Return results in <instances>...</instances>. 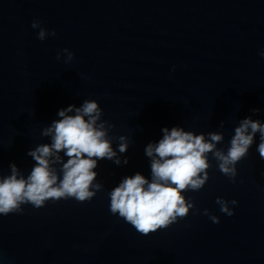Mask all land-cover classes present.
I'll return each instance as SVG.
<instances>
[{
	"label": "water",
	"instance_id": "obj_1",
	"mask_svg": "<svg viewBox=\"0 0 264 264\" xmlns=\"http://www.w3.org/2000/svg\"><path fill=\"white\" fill-rule=\"evenodd\" d=\"M35 20L56 35L39 40ZM262 51L264 0H0V174L15 163L27 177L35 166L28 152L52 143L42 131L85 100L114 125L108 138L122 161L98 162L103 188L90 201L0 215V264H264L259 133L235 183L209 154L206 184L184 193L195 207L168 228L139 233L112 215L108 195L136 173L151 180L145 148L164 128L223 133L217 147L227 151L240 120L264 124ZM120 136L129 141L123 154ZM217 197L238 202L232 216Z\"/></svg>",
	"mask_w": 264,
	"mask_h": 264
},
{
	"label": "clouds",
	"instance_id": "obj_2",
	"mask_svg": "<svg viewBox=\"0 0 264 264\" xmlns=\"http://www.w3.org/2000/svg\"><path fill=\"white\" fill-rule=\"evenodd\" d=\"M41 23L35 20L31 25L33 29H39V40L56 35L55 30L49 32L41 27ZM63 53L66 54V62H71L74 53L68 49H63ZM60 55L57 54V59ZM260 55L264 56V51ZM74 109L75 114L68 115ZM252 111L255 113L259 109ZM57 114L62 119L53 121L41 133L51 136L52 143L42 144L28 152L35 161L30 174L25 177L15 163L9 165L10 175L0 174V215L22 214V205L31 204L38 209L49 200L90 201L103 188L96 182L98 162L107 159L118 166L122 163L108 138L114 125L102 120L103 110L97 101L85 100L79 108L69 105ZM162 131L163 138L145 148L146 156L152 158L151 180L136 173L125 177L108 193L112 215H118L143 235L168 228L188 216L195 204L184 193L199 191L206 184L208 170L212 167L209 154L217 162L219 171L233 183L237 176L236 165L248 155L257 133L260 136L257 151L264 159V124L251 117L239 121L227 151L217 147L224 139L223 133L209 132L205 136L179 127ZM118 140V151L123 154L129 147L128 138L120 136ZM61 152L67 157L66 162L59 155ZM123 163H128L126 157ZM216 203L221 212L232 216L234 212L229 205L238 202L217 197ZM204 214L213 223H219V218L211 215L208 209Z\"/></svg>",
	"mask_w": 264,
	"mask_h": 264
}]
</instances>
